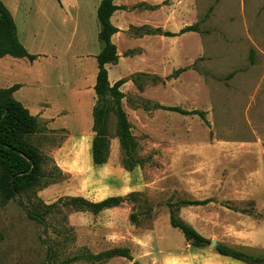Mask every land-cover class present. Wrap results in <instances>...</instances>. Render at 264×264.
Wrapping results in <instances>:
<instances>
[{"label":"rangeland","instance_id":"1","mask_svg":"<svg viewBox=\"0 0 264 264\" xmlns=\"http://www.w3.org/2000/svg\"><path fill=\"white\" fill-rule=\"evenodd\" d=\"M162 5L169 9L167 32L175 36L146 43L144 53L132 51L144 70L125 78L121 87L126 95L122 107L145 159L143 167L135 168L136 177L150 186L125 196L129 219H122L117 230L109 225L110 214L100 218L63 204L46 209L26 196L4 202L0 194V264H62L84 249L93 254L113 249L104 242L110 239L128 248L133 260L115 256L102 264H221L223 256L211 242L234 248L241 239L225 225L251 231L258 226L256 235L264 245V0H162ZM188 25L197 31L181 34ZM120 71V66L113 68V73ZM159 105L205 111L208 123ZM109 134L105 165L112 168L122 165L114 112ZM30 140L46 158L35 190L44 204L67 196L94 202L101 197L95 181L102 168L92 161L86 165L83 155L68 158V168H82L68 171L67 192L66 178L50 158L52 145L63 137L41 128ZM208 165H213L211 173ZM204 199L212 202L179 205ZM169 205L209 244L195 247L174 228ZM35 207L47 215L48 228L29 218L27 209ZM50 244L58 251L56 261L48 257ZM240 251L264 258V250Z\"/></svg>","mask_w":264,"mask_h":264},{"label":"crops","instance_id":"2","mask_svg":"<svg viewBox=\"0 0 264 264\" xmlns=\"http://www.w3.org/2000/svg\"><path fill=\"white\" fill-rule=\"evenodd\" d=\"M1 1L13 16L20 42L38 58L34 61L9 55L1 58L0 88L20 85L13 93L14 98L37 117L47 135L63 137L62 142L52 145L50 158L66 178L64 189L68 192V171L82 168L80 165L68 168V158L83 155L86 165L93 162V112L97 103L95 85L99 71L96 57L103 49L99 41L98 8L103 0ZM114 4L124 8L116 10L111 17L112 24L118 29L112 41L120 56L117 64L107 65L112 86L142 72L143 65L132 51L144 53L146 43L162 41L166 36L163 32L169 30V9L162 5V0H114ZM156 29L160 32H146ZM119 66L122 71L113 73V68ZM121 91L125 94L123 89ZM98 168L104 173L95 181L101 194L95 202L112 196L125 197L150 186L138 181L137 169L127 171L122 165L109 168L105 164ZM206 171L211 173L213 165H208ZM211 180L209 177L208 181ZM141 183L143 187H140ZM129 212L130 206L125 203L94 215L101 218L110 214V219L114 220L109 225L117 230L122 219L128 221ZM213 223L216 226L217 222ZM257 227L255 231L239 225H225L224 228L240 235L235 249L261 253L264 245L256 235ZM104 242L113 248L122 246L116 239ZM219 261L221 264H246L226 256Z\"/></svg>","mask_w":264,"mask_h":264},{"label":"trees","instance_id":"3","mask_svg":"<svg viewBox=\"0 0 264 264\" xmlns=\"http://www.w3.org/2000/svg\"><path fill=\"white\" fill-rule=\"evenodd\" d=\"M124 8L114 4V0H103L98 8V19L101 24L99 41L103 45L101 53L96 57L98 61V75L95 85L97 103L94 107L93 131L95 133L92 143V159L96 166H102L108 162L110 156V134L109 119L114 112L117 117V137L119 138L122 151L121 163L127 171H134L137 167H143L145 159L139 154V143L132 132V124L128 115L122 107V100L126 95L121 91V87L127 81L121 79L113 86L109 82L108 64H117L119 54L117 46L113 43L112 37L118 29L112 24L111 17L118 9ZM195 25L186 26L181 30V34L196 32ZM149 34L160 32V29L146 31ZM166 36H175L170 32H164ZM16 58H28L34 61L38 58L32 55L20 42L17 35V28L12 14L0 0V59L5 56ZM20 87L15 85L8 89L0 88V194L4 202L14 198L26 196L30 200L34 199L37 203L50 209L59 204L70 205L78 211H88L99 214L103 210L121 206L128 201L123 196H112L102 201L94 202L82 196H67L59 199L58 203L46 205L38 199L35 192L36 187L44 174L45 156L39 149L31 143V136L38 134L41 130L37 117L30 114L13 93ZM160 109L177 112L183 115H198L204 122L206 112L199 110H185L179 106L159 105ZM137 193L129 194V197L136 196ZM205 200H185L181 206H204L211 202ZM21 204L24 203L21 201ZM25 206V205H24ZM170 207V223L174 228L182 231L188 241L195 247H203L209 244V240L200 234L192 225L188 224L177 216L174 205ZM29 218L49 227L46 219L47 215L41 208H28ZM133 218V215H132ZM217 252L226 257L242 261L246 264H264V258L246 254L243 251L219 244ZM57 249L54 245L48 246V257L52 261L58 259ZM115 256H120L133 260V256L128 248H113L97 254H93L87 249L81 250L78 255L66 258L62 264H70L86 260L92 264L106 263Z\"/></svg>","mask_w":264,"mask_h":264},{"label":"water","instance_id":"4","mask_svg":"<svg viewBox=\"0 0 264 264\" xmlns=\"http://www.w3.org/2000/svg\"><path fill=\"white\" fill-rule=\"evenodd\" d=\"M218 245H219V244H218V242H217L216 240H213V241L211 242V247H212V248H216Z\"/></svg>","mask_w":264,"mask_h":264}]
</instances>
